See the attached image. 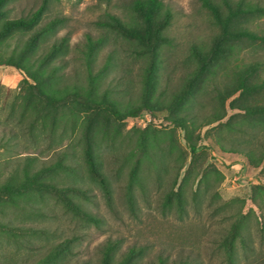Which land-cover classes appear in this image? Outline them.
<instances>
[{"label": "rangeland", "instance_id": "1", "mask_svg": "<svg viewBox=\"0 0 264 264\" xmlns=\"http://www.w3.org/2000/svg\"><path fill=\"white\" fill-rule=\"evenodd\" d=\"M41 1L10 0L3 7L8 17H18L28 15ZM132 1L48 0L39 23L32 29L13 32L5 40L3 50L9 53L16 45L26 43L46 22L57 17L60 22L48 33L46 43L36 47L38 55L54 42L63 44L65 49L58 53L62 57L56 59V56L55 64L62 65V72L68 78L75 77L85 83L87 68L82 49L86 34L93 39L103 37L91 65L92 71L97 72L104 67L108 55L111 56V64L102 73L100 90L107 88L121 103L135 106L139 103L142 71L148 56L140 52L135 38L105 23L114 15L131 29L144 28L142 14L131 9ZM160 1L163 6L153 13L152 19L153 28H159L155 41H164L160 48L157 91L168 97L183 83L196 64L194 48L203 56L209 55L204 85L187 111L196 116L189 134L196 150H190L185 131L173 125L161 110L144 111L137 117L117 121L97 115L95 119L108 125L110 133H117L113 141L100 144L104 169L113 190L108 205L99 185L87 176L82 149L76 143L79 132L75 139L64 138L61 146L54 144L52 150L46 148L47 139L40 131L34 140L26 127L30 112L22 106L27 91L22 87L23 73L11 65L0 64V137L10 135V148L0 150V176L9 170L10 174L17 171L21 176L26 155H35L33 167L37 168L56 159L61 151L72 152L81 176L62 173L56 177L57 186H80L85 194L76 193L74 201L82 202L84 209L99 221H86L66 209L61 191H51L44 199L43 217L16 218L47 230L48 236L33 239L42 253L53 244L69 239L70 253L63 264H99L102 246L108 240L119 242L116 259L130 247L140 248L142 252L133 264H158L159 258H164L167 264L181 261L264 264V130H249L250 135L230 132L221 125L232 114L241 112L244 102H263L264 88L243 95L237 91L222 105L213 99L217 88L235 85L237 72L252 63L260 66L249 80L264 78V42L256 38L264 35V0H212L221 17L239 5L260 7L251 13L234 14L228 20L229 31L244 29L256 35L239 38H220L222 26L201 0ZM233 98L239 105L237 108L228 105ZM215 108L224 109L225 116L220 122L206 123ZM133 127L147 128L163 142L156 150V167L146 162L141 167L144 192L135 188L136 204L131 211L124 196L129 166L123 157L133 148ZM169 144L174 145L173 150L168 148ZM216 171L222 173L221 181L216 179ZM204 172L210 175L199 181ZM184 176L185 211L178 214L175 207L163 210L161 201L165 191L174 178L180 184ZM236 220H242L244 226L241 237L234 242V255L230 259L223 239Z\"/></svg>", "mask_w": 264, "mask_h": 264}, {"label": "trees", "instance_id": "2", "mask_svg": "<svg viewBox=\"0 0 264 264\" xmlns=\"http://www.w3.org/2000/svg\"><path fill=\"white\" fill-rule=\"evenodd\" d=\"M10 0H0V64L11 65L23 73L22 87L27 91L23 110L28 108L30 114L26 127L30 135L36 140V132L40 131L47 139L46 148L52 150L54 144L61 146L64 138H74L77 132L79 136L76 143L82 149V159L85 164L87 176L96 182L101 188L107 204L110 205L113 196L111 181L108 178L104 162L101 156L100 144L107 140H114L117 133H110L108 125L95 119L97 115H103L107 120H125L128 117H137L142 112H155L161 110L166 112L167 118L176 127H180L186 133V140L190 150L195 151V144L190 139L191 125L194 123L195 114L187 113L192 107L193 100L200 93L204 85L205 71L209 64V55L203 56L197 49H193V57L196 60L194 68L189 71L180 86L173 90L168 97L161 91H157V74L160 68V48L164 41H155L158 38L159 28H153V13L159 10L163 3L160 0H133L131 9L140 12L144 18V28L131 29L121 20L112 15L110 21L105 23L118 27L121 32L132 36L141 47L140 51L148 60L142 71V86L140 99L137 105L123 104L118 101L109 89L100 90V80L104 68L111 64V56L108 55L104 67L93 72L91 65L94 60L95 50L103 43V37L93 39L86 34V40L82 49L83 59L87 68L85 83L79 79H70L62 71V65L55 64L56 59L62 57L58 53L64 50L63 44L56 42L49 45L47 50L38 55L36 47L46 43L48 33L55 29L60 19L55 17L46 22L36 34L30 37L26 43L16 45L11 52L6 53L4 49L5 40L13 32L25 31L36 26L47 6L48 0H42L39 6L28 15L18 17H8L4 5ZM202 4L211 9L216 20L222 26L220 38L226 36L239 38L241 36L256 37L248 30H238L231 32L228 30V20L234 14L251 13L258 9L256 5H240L234 10H229L224 17L219 16L218 9L212 0H201ZM2 16V17H1ZM256 38L264 42V35ZM39 49V48H38ZM260 63H252L237 72L236 84L230 88L224 87L216 89L213 99L220 103L230 98L238 91L240 95L247 92L264 88V78L259 80H249ZM234 98L229 101L230 108H237ZM241 112L232 114L221 125L230 132L250 134L249 130H264V101L260 103L244 102ZM38 107L41 109L40 112ZM215 108L206 119V123L218 121L225 116L224 109ZM237 117V121H233ZM24 121V120H22ZM20 121V122H22ZM205 123V124H206ZM5 124V122H4ZM7 127V125H5ZM36 130V131H35ZM56 132L59 134L56 136ZM135 135L132 139L133 148L123 157V162L127 163L128 176L124 188L126 203L131 211L136 204L135 188L139 187L144 192V183L141 178V167L144 162L156 167V150L163 142L161 137L154 135L147 128H132ZM190 132V133H189ZM251 135V134H250ZM58 139V140H56ZM71 139V140H72ZM38 143V142H34ZM56 146V147H58ZM10 148V135L0 137V150ZM168 148L173 150L174 145L169 144ZM234 149V147H230ZM251 150V149H250ZM264 155V146H262ZM74 153V151H73ZM8 159H6V163ZM35 155H26L22 165V175L17 171L10 174V170L0 176V264H63L66 256L70 253V240L66 239L53 244L45 252H41V247L34 244L33 239L48 236L44 227L26 224L16 217H43L42 205L47 195L52 192L61 191L64 195L65 208L71 210L75 215L98 223V219L84 209L83 203L74 201L76 193L84 196L85 192L80 186H57L56 177L62 173L79 177L78 162L73 158L72 152L61 151L57 153L56 159L45 163L39 167H33ZM182 164V162H180ZM183 165H181L182 167ZM7 167V165L5 166ZM180 167V166H179ZM216 179L221 181L222 173L216 171ZM209 172H204L199 181L208 178ZM81 178V177H80ZM177 184V177L173 179L171 187L165 191L161 201L163 210L175 207L178 214L185 211L183 184ZM196 191L194 192V197ZM48 198V197H47ZM15 214V215H13ZM243 221L236 220L230 225L228 234L223 239L227 257L232 259L234 255L233 245L236 239L242 235ZM119 248L117 240H108L101 249L99 264H133L135 258L142 250L130 247L116 259V251ZM78 264H85L83 262ZM158 264H167L164 258L158 259ZM175 264H191L188 261H181Z\"/></svg>", "mask_w": 264, "mask_h": 264}]
</instances>
